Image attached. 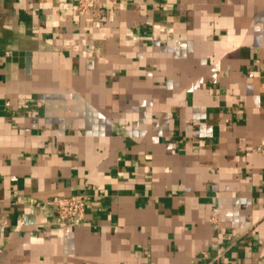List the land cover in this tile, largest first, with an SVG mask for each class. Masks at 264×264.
Returning <instances> with one entry per match:
<instances>
[{"label": "crops", "instance_id": "1", "mask_svg": "<svg viewBox=\"0 0 264 264\" xmlns=\"http://www.w3.org/2000/svg\"><path fill=\"white\" fill-rule=\"evenodd\" d=\"M79 2L0 0V264H264V0Z\"/></svg>", "mask_w": 264, "mask_h": 264}, {"label": "built area", "instance_id": "2", "mask_svg": "<svg viewBox=\"0 0 264 264\" xmlns=\"http://www.w3.org/2000/svg\"><path fill=\"white\" fill-rule=\"evenodd\" d=\"M101 2V0H80L78 11L87 14ZM49 207L53 208L57 221L61 226L67 224L79 225L85 216L86 202L82 196L54 197L48 202ZM211 222L217 223L218 212L214 211Z\"/></svg>", "mask_w": 264, "mask_h": 264}]
</instances>
